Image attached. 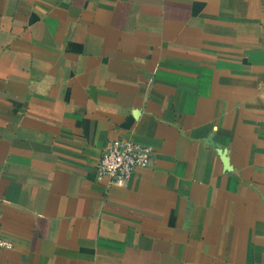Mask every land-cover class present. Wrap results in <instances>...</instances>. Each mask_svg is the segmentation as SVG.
Listing matches in <instances>:
<instances>
[{"label": "crops", "instance_id": "1", "mask_svg": "<svg viewBox=\"0 0 264 264\" xmlns=\"http://www.w3.org/2000/svg\"><path fill=\"white\" fill-rule=\"evenodd\" d=\"M151 146L116 185L112 138ZM0 264H264V0H0Z\"/></svg>", "mask_w": 264, "mask_h": 264}, {"label": "built area", "instance_id": "2", "mask_svg": "<svg viewBox=\"0 0 264 264\" xmlns=\"http://www.w3.org/2000/svg\"><path fill=\"white\" fill-rule=\"evenodd\" d=\"M151 146L131 138L109 140L96 163L99 178H107L116 185L125 184L133 171L150 163ZM12 243L0 235V248H11Z\"/></svg>", "mask_w": 264, "mask_h": 264}]
</instances>
